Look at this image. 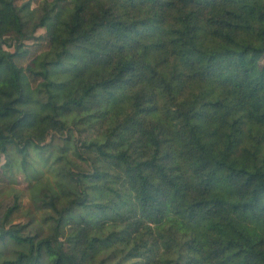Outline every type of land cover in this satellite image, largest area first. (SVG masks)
Listing matches in <instances>:
<instances>
[{"label":"trees","instance_id":"1","mask_svg":"<svg viewBox=\"0 0 264 264\" xmlns=\"http://www.w3.org/2000/svg\"><path fill=\"white\" fill-rule=\"evenodd\" d=\"M263 59L264 0H0V157L36 154L55 183L34 192L42 221L16 222L19 195L0 215V264H264V138L239 150L264 128Z\"/></svg>","mask_w":264,"mask_h":264},{"label":"rangeland","instance_id":"2","mask_svg":"<svg viewBox=\"0 0 264 264\" xmlns=\"http://www.w3.org/2000/svg\"><path fill=\"white\" fill-rule=\"evenodd\" d=\"M45 31V28H39L38 34L43 33ZM6 48L13 50V47L6 46ZM165 54V53H164ZM163 56H158V63L157 65L164 69L165 71L169 72V76H172L173 69L181 70L183 68V65L181 63L174 65L175 61L172 60L174 57H171L170 60L162 59ZM264 62V59L262 60V63ZM210 91L211 87L209 83H204L202 85L197 84H191V82H187L185 87V93L187 95L194 96L199 91ZM39 97L41 100H46V94L40 93ZM131 109V96H130V89L128 87H122L116 95L113 97V99L110 102L109 110L111 113H122L126 114ZM154 118L160 119L163 121V123L166 125L170 132V137L173 141V143L177 146L180 144V140H178L174 128L173 123L170 115L166 112V110L163 107V100L160 97V106L159 110L155 111V113L152 114ZM252 134H255L256 136H261L264 138V128H260L259 124L254 122H247L243 132L241 133L239 137V150L240 153H242L241 150H243V147L251 146V142L253 140ZM53 136V135H52ZM52 136L48 137L47 141H50L52 139ZM96 136L95 131H91L89 133L84 132L82 134L83 138H93ZM54 146L50 147L53 149V151H57V147L62 145L64 143L63 140H57ZM226 143H229V140L226 141ZM264 145V141H263ZM49 151L46 152L45 155H47ZM243 154L248 155V152L243 151ZM69 158L74 159V155L71 151L68 152ZM54 155L50 157L49 161H53ZM12 162L10 169L8 170V173L11 175L12 180L9 181L6 184H0V215L3 214V212L11 205L14 204V202L17 200L16 195H19V202L21 205V209L15 213L14 217L16 222H25L28 223L32 217L37 218L39 221L41 220L42 214L44 210L40 208V204L36 202L34 198V192L41 188H45L44 186H49L48 189L52 190L50 183L54 180V173L51 171L52 167L49 166V163H43L42 158L37 157L36 154H32L29 157L30 166L27 168V170L24 168V166L20 165V156L18 153H16L13 149L9 151V154L1 155L0 157V166L5 165L8 161ZM78 162L79 159L77 160ZM83 164H85L83 162ZM33 165L34 168H31ZM39 178V179H38ZM37 186V187H36ZM36 187V188H35ZM223 195H231L230 190L224 186L222 189ZM180 198H176V200H179ZM179 203L183 205V207L186 206V201H183V199L179 200ZM52 208H50L51 210ZM186 215V216H185ZM183 221V222H181ZM175 222H180L183 224L184 229L187 231H190V227L194 228L198 232V236L203 235V229L200 227L199 224H197L195 221H192L187 214L184 215H175ZM185 222V225H184ZM179 223V224H180ZM182 226V227H183ZM126 264V263H125Z\"/></svg>","mask_w":264,"mask_h":264}]
</instances>
